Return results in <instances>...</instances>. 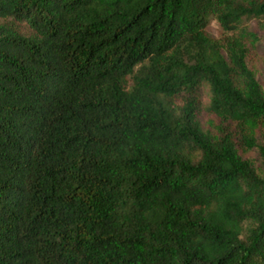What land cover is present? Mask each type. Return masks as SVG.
I'll list each match as a JSON object with an SVG mask.
<instances>
[{
  "label": "trees",
  "instance_id": "obj_1",
  "mask_svg": "<svg viewBox=\"0 0 264 264\" xmlns=\"http://www.w3.org/2000/svg\"><path fill=\"white\" fill-rule=\"evenodd\" d=\"M263 17L264 0H0V264H264L243 157L264 158L246 29Z\"/></svg>",
  "mask_w": 264,
  "mask_h": 264
},
{
  "label": "rangeland",
  "instance_id": "obj_2",
  "mask_svg": "<svg viewBox=\"0 0 264 264\" xmlns=\"http://www.w3.org/2000/svg\"><path fill=\"white\" fill-rule=\"evenodd\" d=\"M1 23L3 21L0 20ZM246 29L249 33L247 63L264 90V17L251 20L246 25ZM207 33L212 38L219 37L221 35L219 24L214 20L210 21L207 26ZM206 121L208 122V119ZM263 131V129L257 130L258 138L262 143H264ZM243 157L251 161L257 172L264 176V158L257 148L243 153Z\"/></svg>",
  "mask_w": 264,
  "mask_h": 264
}]
</instances>
